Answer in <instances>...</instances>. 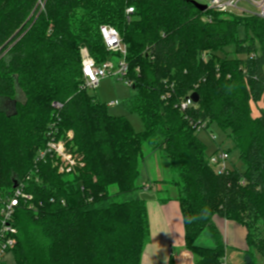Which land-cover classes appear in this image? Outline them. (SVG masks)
<instances>
[{"label":"trees","instance_id":"16d2710c","mask_svg":"<svg viewBox=\"0 0 264 264\" xmlns=\"http://www.w3.org/2000/svg\"><path fill=\"white\" fill-rule=\"evenodd\" d=\"M102 25L126 46V108L139 114L143 132L83 87L82 49L99 65L120 59L106 50ZM194 93L199 102L182 113L176 105ZM261 101L258 16L203 11L191 0H0V193L35 170L53 123L59 139L73 131L67 147L84 163L63 175L50 157L37 163L39 182L27 187L36 212L22 205L14 219L16 264H141L150 237L137 193L145 144L171 164L172 180L161 184L179 192L193 263L222 264L219 217L246 229V256L264 264V108L255 117L252 104ZM205 121L229 134L244 171L234 164L228 174L214 172L195 129ZM207 235L212 247L199 242Z\"/></svg>","mask_w":264,"mask_h":264},{"label":"built area","instance_id":"2783aa9c","mask_svg":"<svg viewBox=\"0 0 264 264\" xmlns=\"http://www.w3.org/2000/svg\"><path fill=\"white\" fill-rule=\"evenodd\" d=\"M241 3L250 5L255 10H248L241 8ZM211 10H216L224 14H239L241 16H255L264 19V0H210ZM134 13V8L129 7L127 16ZM100 36L104 40L106 50L111 53H119L120 59L115 64L112 61H105L102 64H97L90 54L83 49L82 67L83 78L85 81L84 89L96 88L100 82L105 78H116L124 80L129 86L132 81L128 79L129 65L126 62V46L118 30L109 25H102L100 28ZM170 94L166 96L169 98ZM119 103V102H118ZM117 102H112L111 105H118ZM196 103L193 101L191 95L179 101L176 105L182 113L187 109L193 107ZM55 109L60 110L61 105L56 103ZM208 122H204L195 126L196 132L201 133L208 129ZM58 128L55 123L52 124L48 131V143L46 147L38 152L35 161V170L29 173L24 179L18 182V186L7 192L0 193V264H16L14 248L17 246L16 236L18 235V228L14 224L16 210L22 205L28 207L29 210L36 212V205L34 204V197L27 192L28 182L35 179L39 182L37 163L44 161L48 157L54 160L58 173L63 175L65 173H74L77 168L84 165L82 156L80 154L72 153L68 150L67 143L72 140L73 134L69 132L67 139L57 138ZM215 140V136H212ZM208 162L214 172L218 175H225L232 171V164L230 162V155L228 151L221 148L214 154L209 156ZM64 204V202H62ZM222 264L227 262L222 261Z\"/></svg>","mask_w":264,"mask_h":264},{"label":"rangeland","instance_id":"374dc122","mask_svg":"<svg viewBox=\"0 0 264 264\" xmlns=\"http://www.w3.org/2000/svg\"><path fill=\"white\" fill-rule=\"evenodd\" d=\"M197 2L198 4L206 5L210 7V0H193ZM240 7L243 9L248 10H255L254 8H251L250 5L241 3ZM44 3H41V9L43 10ZM235 16H241L239 14H234ZM246 16V15H243ZM242 16V17H243ZM242 37H244V32L240 31ZM83 50V49H82ZM81 50V51H82ZM233 48H227V52L232 54ZM82 54V53H81ZM220 56L224 57V54L218 53ZM230 57H237L239 59H242L243 61H246L248 59V56H236L231 55ZM113 60H115L113 58ZM118 58L116 63L118 62ZM115 63V64H116ZM132 88L129 86L124 80H119L116 78H105L103 79L100 84L96 88H89L87 89L88 95H91V97L98 100L103 105H106V109H108V113L113 117H124L128 122L131 123L132 127L136 132H143L145 130L144 123L141 121V118L138 113L132 112L130 113L128 111V108H126V104L128 100L132 97ZM19 98L21 100H25L23 97V94H19ZM112 102H119L118 105L112 106ZM253 104V116H256L259 114V111L261 108H264V102H258V103H252ZM11 106V103H9ZM4 106V105H3ZM7 106V104L5 105ZM10 106H8V109H10ZM4 108V107H2ZM7 108V107H6ZM72 132L73 131H69ZM199 139L203 142L204 145H206L207 156H211L214 154L217 150L220 148L224 151H229L230 155V162L232 166L235 164L237 168L240 171L245 170V165L243 161L239 159L238 151L235 150L233 147L232 141L229 138V134L227 132H224L221 130L217 124H211L208 129L205 131L198 133ZM212 136H215V140H213ZM73 138V137H72ZM62 139V138H61ZM68 150L72 153H75L72 151L69 147ZM143 154L144 159L140 162V177L138 181V185L140 189L138 190V194L142 199H146V197H149L150 195L155 193L157 185H159V190L161 191L159 195L164 197H170L173 198L177 192L174 187H171L169 184H161L156 183V181L159 180H171L172 179V173L169 164L168 159L165 156V153H160L158 151L153 152L151 150V147L147 144L143 146ZM77 154V153H75ZM79 154V153H78ZM83 157V156H82ZM151 181L152 190L150 192H144L141 187H143L146 183H149ZM112 193L116 192L117 188L116 186H113L110 188ZM238 237L235 235V240L238 238L239 244L242 241V233H237ZM185 249V247H184ZM187 253H184L181 256V263L182 264H194L193 263V255L186 249ZM226 262L227 264H247L245 261L246 253L242 252L241 250H233L229 249L225 253ZM260 260V258H259Z\"/></svg>","mask_w":264,"mask_h":264},{"label":"crops","instance_id":"0c3cea01","mask_svg":"<svg viewBox=\"0 0 264 264\" xmlns=\"http://www.w3.org/2000/svg\"><path fill=\"white\" fill-rule=\"evenodd\" d=\"M171 180L164 181L169 182ZM164 181L159 180L156 183L159 184ZM151 184V181H149L141 189L144 192H150L152 190ZM159 189V185H157L155 193L143 199L146 201L148 207L150 237L144 248L145 251L141 259V264H182L181 256L187 253V251L184 249V220L182 219L181 208L177 201L179 192L175 188L177 194L173 198H162L159 195L161 192ZM214 219L217 227L223 234L224 243L227 247L226 251L233 249L246 253V237L248 233L246 229L240 224L226 219L219 217H215ZM237 233H242L243 235L241 244H239L238 238L235 240L234 236L236 235L238 237ZM199 242L205 247H212L214 245L209 235L202 237ZM222 261L226 262L225 256Z\"/></svg>","mask_w":264,"mask_h":264},{"label":"water","instance_id":"95a60500","mask_svg":"<svg viewBox=\"0 0 264 264\" xmlns=\"http://www.w3.org/2000/svg\"><path fill=\"white\" fill-rule=\"evenodd\" d=\"M191 2H192V4L194 5V6H196L199 10H207L208 9V6H206V5H202V4H198L197 2H195V1H193V0H191ZM191 97H192V99H193V101L195 102V103H198L199 102V95H198V93H194V94H192L191 95ZM15 187H17L19 184H18V182L17 181H15ZM245 261H246V263L247 264H251V260H250V258L249 257H246L245 258Z\"/></svg>","mask_w":264,"mask_h":264}]
</instances>
